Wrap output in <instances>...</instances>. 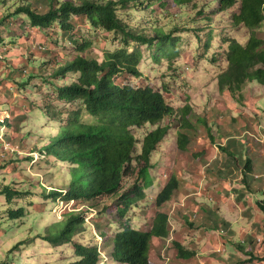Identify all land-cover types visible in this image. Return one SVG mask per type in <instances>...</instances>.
<instances>
[{
    "label": "rangeland",
    "instance_id": "1",
    "mask_svg": "<svg viewBox=\"0 0 264 264\" xmlns=\"http://www.w3.org/2000/svg\"><path fill=\"white\" fill-rule=\"evenodd\" d=\"M25 1L33 2L34 7L39 11H46L51 0H0V10L5 17L4 20L9 19L3 22L4 24H0L2 31L0 38H4L3 31H5L11 34L14 43L28 42L30 38L26 33L30 22L27 15L22 13L11 16L16 6ZM144 3L145 5L132 3L126 8H120L119 12L138 31H144L150 37L160 32L170 35V39H167L163 45L155 44L151 47L132 44L133 48L139 47L142 50L144 58L140 65L142 76L129 77L128 82L162 91L168 103L177 110V120H179L178 113L180 114L181 109L187 105V98L190 104L200 108V111L205 110V105L215 103L217 100L228 101L227 93L221 91L218 85V76L224 67L226 45L223 44V40L226 37L237 38L245 44L250 36L248 29L232 26V14L239 12L240 3L235 6L234 11L226 13L218 12V3L214 0H194L186 7L176 5L174 0H144ZM75 22L76 28L71 33H62L56 26L48 33L36 30L29 43L40 42L44 45V49L33 48L30 61L21 67V74L25 72L24 68L29 70L26 82L22 84L20 80L15 82L14 90L18 96L14 97L12 94L13 101L15 100L18 106L15 119L19 121V126L10 128L7 134H10L11 138L12 131H19L15 144L20 145L24 153L17 156L29 159L21 160L16 172L0 170V190L4 185L24 190L23 185L19 186L23 183L21 180H24L26 188H31L34 194L22 197L19 203L10 205L7 204L6 196L0 194V260L4 261V264H66L76 259L74 248L76 241L84 245H98L110 258L112 247L109 246L107 239L122 227L117 214V199L103 198L95 202H81L85 204L80 210L82 214L89 211V208L94 209L97 214L92 220L93 224L84 219V231L77 234L73 241L54 246L50 241L38 236L40 233L55 231L57 227L54 229V224L64 225L65 219L59 216L57 200L46 198L44 193H49L53 188L65 189L76 178V174L73 173L75 164L56 159L49 154L32 163L31 156L27 155L29 150L37 153L46 151V142L49 143L59 133L61 127L69 123L70 114L77 108L83 109L80 101L68 103L59 98L57 87L62 82H71L74 74L61 77L57 76V70L64 61L78 54L76 47L84 41H89L90 45L85 53L99 59L104 58L106 50L113 51L122 45L119 36L114 33L94 28L84 19ZM257 33L264 40V23ZM210 37L211 47L206 53L209 56L207 57L204 44ZM215 55L216 64L210 60ZM120 82H125L123 76L120 77ZM251 87L258 92L262 90L264 103L263 85L254 81ZM27 96L30 103L22 106L19 99ZM0 108L3 110V105H0ZM82 112V119L85 122L98 121V117L85 110ZM11 116L6 121L8 127L12 125V119L15 117L13 113ZM192 117L196 118V115L192 114ZM200 119V126H203L209 118L204 113ZM177 120L169 118L161 125L174 126ZM155 128L147 125L135 129L134 133L139 141L138 153L144 137ZM215 129L218 130L217 125ZM174 135H176L175 129L165 139L168 144L173 140ZM27 146L33 147L27 149ZM166 151L170 155L176 151L174 144H171ZM160 154L158 150L154 152L153 167L149 171L147 182L142 183L146 198L134 207L127 218L130 226L138 230L151 229L156 214L160 211L156 204L158 193L171 180L174 172H179L182 168L175 157L163 164ZM18 172L28 177L21 178L19 175L13 177V174ZM134 179L127 180L126 187L132 185ZM16 182L18 185H13ZM44 203L45 209H40L38 205L43 207ZM18 207H25L26 215L20 219L10 218L9 210ZM172 209L176 211V204ZM101 236L104 239L102 238L103 242L100 245ZM154 255L157 261L160 259L159 264L169 263L167 252L163 254L162 251L160 253L156 251Z\"/></svg>",
    "mask_w": 264,
    "mask_h": 264
},
{
    "label": "trees",
    "instance_id": "2",
    "mask_svg": "<svg viewBox=\"0 0 264 264\" xmlns=\"http://www.w3.org/2000/svg\"><path fill=\"white\" fill-rule=\"evenodd\" d=\"M174 1L176 5L186 7L194 0ZM214 1L218 3V12L222 13L234 11L240 3L239 12L232 14V26L250 31L245 44L237 38L226 37L223 40L226 46L224 67L218 76L220 90H227L236 97L251 82L258 81L264 86V40L257 33L264 23V0ZM132 3L145 5L144 0H51L48 10L39 11L33 2L25 1L16 6L11 16L24 13L31 26L47 33L55 26L62 33H71L76 28L75 21L84 19L94 28L119 36L121 47L106 50L103 59L86 54L90 45L89 41H84L76 47L78 54L64 61L57 70V76L61 77L74 74L71 82H62L57 87L59 98L68 103L80 101L83 109L77 108L70 114L69 123L61 127L45 148L47 154L56 159L75 164L73 173L76 178L67 188L52 189L44 196L55 201L64 198L85 202L116 198L122 227L107 239L112 247L110 259L120 264H153L150 250L154 239L171 237L170 215L164 211L157 212L148 231L133 228L127 218L134 207L146 198L142 183L147 182L153 167L154 152L171 129L161 124L174 117L177 110L168 103L162 91L128 82L129 77L142 76L140 65L144 58L142 50L133 48L132 44L151 47L163 45L170 39L168 34L158 32L150 37L144 31L133 28L119 12L120 8ZM210 39L204 44L206 56L211 47ZM215 57L210 58L214 64L217 63ZM122 76L124 83L120 82ZM82 110L98 117V121L85 122ZM190 111L189 108L186 115ZM9 118L11 116L6 121ZM147 125L156 128L144 137L138 153L139 141L134 131ZM188 141L187 136H180L179 148L184 150ZM246 170L251 173L249 167ZM132 178H135L133 184L126 187V181ZM179 187V180L173 177L158 195L157 207L162 208L171 202ZM0 194L6 196L8 204H12L34 192L4 185ZM259 207L264 211V201L259 202ZM9 214L12 219H20L26 215V208L10 209ZM64 217V225L54 224V229L57 227L55 231L38 236L54 246L73 241L77 234L84 231V217L80 211H68ZM101 238L104 239L103 236ZM174 244L181 258L192 256L179 243ZM74 248L76 259L66 264H100L103 259L98 245H84L76 241ZM258 260L264 261V258ZM0 264L4 261L0 260Z\"/></svg>",
    "mask_w": 264,
    "mask_h": 264
},
{
    "label": "crops",
    "instance_id": "3",
    "mask_svg": "<svg viewBox=\"0 0 264 264\" xmlns=\"http://www.w3.org/2000/svg\"><path fill=\"white\" fill-rule=\"evenodd\" d=\"M4 18L0 10V24L9 20ZM36 30L39 29L29 24L26 35L30 39L25 43H14L11 34L5 31L4 38H0L8 57L6 67L0 70V105L9 116L11 113L15 116L7 130L19 126V121L15 119L18 106L13 101V94L14 97L18 96L14 90L15 82H26L29 70L21 74V67L30 61L33 45L40 43H29ZM251 84L244 88L241 95L237 94L238 98L225 90L228 101L217 100L205 105L203 111L191 105L187 98V105L178 113L179 120L176 119L177 113L172 117L177 123L170 125L168 137L173 129L176 135L169 144L164 140L158 153H161L163 164L175 157L181 165L180 171L174 172L171 177L179 180L180 187L174 199L159 209L169 213L172 234L169 239H154L150 250L153 264H159L160 260L157 261L154 255L156 251L169 254L168 264H264V261L258 260L264 258V211L259 207V202L264 201V103L262 90L258 92ZM28 100L29 96L19 99L22 106L30 103ZM189 108L191 111L186 115ZM204 113L209 119L200 126V116ZM216 125L218 130L215 129ZM18 133V130L12 131V137L7 134V139L15 143ZM180 136H187L189 140L184 150L178 145ZM171 144H174L176 151L170 155L166 149ZM32 147L27 146V149ZM31 152L29 150L27 153ZM28 159L8 154L0 162V170L16 172L19 162ZM247 167L251 173L247 172ZM18 175L21 178L26 176L18 172L13 177ZM21 182L19 186L32 191L26 188L24 180ZM174 204L177 207L175 212L172 209ZM45 206V203L43 207L38 205L40 209H45ZM258 239H262V243H257ZM174 243H179L192 256L181 258ZM240 245L245 248L244 251ZM247 260L250 262L244 263ZM105 264L120 263L109 258Z\"/></svg>",
    "mask_w": 264,
    "mask_h": 264
},
{
    "label": "built area",
    "instance_id": "4",
    "mask_svg": "<svg viewBox=\"0 0 264 264\" xmlns=\"http://www.w3.org/2000/svg\"><path fill=\"white\" fill-rule=\"evenodd\" d=\"M37 47L39 49H44V45L40 43L33 45V48H37ZM7 58H8L7 50L2 46L0 42V70L5 66ZM24 71H25L24 73H27L28 69L26 68L24 69ZM7 117H9V115L5 111L0 109V141H1V149H2V152L0 154V162L5 160L8 154L22 155L24 153L23 150H21L20 145L15 144L7 139V132H6L8 129V126L6 124ZM28 154L29 156H32V163H34L38 158H43L47 156L46 151L40 153L31 152ZM81 202L82 201H77L75 199L66 200L64 198H58L57 203H58L59 216L62 218L64 217L63 215L68 211L82 210L85 207V204H82ZM96 214L97 212L94 209L89 208V211H86L82 215L88 223L93 224L92 220L95 218ZM99 239L101 245L103 240L102 238ZM262 241H263L262 239H258L257 243H262ZM218 252H220V250H218ZM100 253H101V257H103L100 264H105L109 260V257L107 256L106 253L102 252L101 248H100Z\"/></svg>",
    "mask_w": 264,
    "mask_h": 264
}]
</instances>
